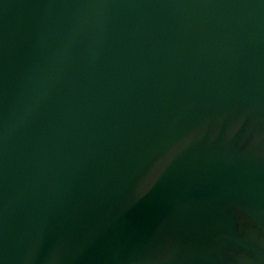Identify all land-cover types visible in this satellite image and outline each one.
<instances>
[{
  "label": "water",
  "instance_id": "95a60500",
  "mask_svg": "<svg viewBox=\"0 0 264 264\" xmlns=\"http://www.w3.org/2000/svg\"><path fill=\"white\" fill-rule=\"evenodd\" d=\"M0 264H264V0H0Z\"/></svg>",
  "mask_w": 264,
  "mask_h": 264
}]
</instances>
